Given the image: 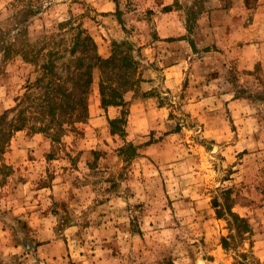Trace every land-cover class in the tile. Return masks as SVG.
I'll return each mask as SVG.
<instances>
[{
    "label": "rangeland",
    "instance_id": "rangeland-1",
    "mask_svg": "<svg viewBox=\"0 0 264 264\" xmlns=\"http://www.w3.org/2000/svg\"><path fill=\"white\" fill-rule=\"evenodd\" d=\"M13 3L0 0V34L14 29ZM35 5L28 34L37 47L52 39L70 48L84 30L108 59L113 42L129 40L142 82L126 94L127 123L115 134L109 120L123 108H102L96 68L80 134L61 143L14 135L0 264H264V0ZM175 65L171 81L164 67ZM33 70L0 49V117ZM230 212L251 232L238 235Z\"/></svg>",
    "mask_w": 264,
    "mask_h": 264
},
{
    "label": "trees",
    "instance_id": "trees-1",
    "mask_svg": "<svg viewBox=\"0 0 264 264\" xmlns=\"http://www.w3.org/2000/svg\"><path fill=\"white\" fill-rule=\"evenodd\" d=\"M35 2L37 0H14L15 11L10 17L15 20L13 33L0 34V49L5 57H20L37 73L34 81L26 80L23 93L14 100L15 106L0 117V188H4L13 175L14 168L7 163L5 155L16 133L28 130L33 134H44L53 143H61L71 133H81L78 126L90 118L88 99L96 68L101 71L102 108L105 111L109 107L123 108L120 119L109 120L113 134L117 124L127 123L130 103L126 94L136 91L142 82L138 60L140 48L129 40L113 42V53L108 59L99 55L95 40L84 30H78L72 37L70 48H52L49 46L52 39L37 47L28 34L30 23L42 9ZM65 25L59 24V27ZM60 37L57 40L53 36L56 39L53 43L59 46L68 42ZM261 193L264 196V189ZM230 213L233 220L229 224L238 235L251 232L246 219ZM222 243L227 248L226 238Z\"/></svg>",
    "mask_w": 264,
    "mask_h": 264
},
{
    "label": "crops",
    "instance_id": "crops-1",
    "mask_svg": "<svg viewBox=\"0 0 264 264\" xmlns=\"http://www.w3.org/2000/svg\"><path fill=\"white\" fill-rule=\"evenodd\" d=\"M162 69V68H161ZM164 69H165V72H166V74H168V72H171V74L170 75H168V77L170 78V79H172L171 81H173V77H174V75H173V73H178V70H179V67H177L176 65L175 66H173V67H167V68H165L164 67ZM152 72V71H151ZM155 72L158 74V71L155 69ZM164 72V71H163ZM161 73V72H160Z\"/></svg>",
    "mask_w": 264,
    "mask_h": 264
}]
</instances>
